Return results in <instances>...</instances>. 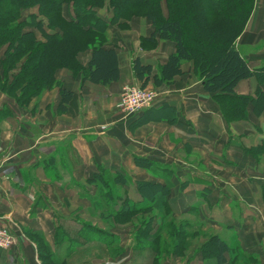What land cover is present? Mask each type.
Segmentation results:
<instances>
[{"label":"crops","instance_id":"0c3cea01","mask_svg":"<svg viewBox=\"0 0 264 264\" xmlns=\"http://www.w3.org/2000/svg\"><path fill=\"white\" fill-rule=\"evenodd\" d=\"M129 27L130 46L114 28L120 36L112 45L118 51L119 80L110 85L87 81L81 87V75L57 72L75 92L65 112L58 110V86L27 105L0 88V220L16 236L12 248L0 247V264H48L37 235L50 244L57 264H209L202 259L201 239L181 248V260L168 256L157 263L154 248L132 244L115 255L89 256L94 246H122L124 237H131L122 223L123 204L148 203L137 180L170 182L168 209L177 219L192 221L193 216L192 223L214 230L230 247L225 264H264V111L257 114L251 105L249 119L228 123L193 72L192 61L182 64L184 73L171 84L155 87L151 80L148 87L156 93L151 105L133 113L124 110L123 91L142 83L133 60L140 57L156 73L175 51L172 41L148 40L149 20ZM236 44L251 69L264 67V0H256ZM80 57L87 65L91 51ZM3 71L0 63V76ZM259 86L264 92V79L253 76L241 80L235 91L255 96ZM147 109L153 117L140 123ZM256 147H262L258 156L251 152ZM136 156L158 162L161 175L157 166L137 165ZM147 210L153 211L133 212ZM155 213L164 224L166 215ZM106 235L117 243H107ZM76 253L81 257L73 259ZM235 253L241 254L236 260Z\"/></svg>","mask_w":264,"mask_h":264},{"label":"trees","instance_id":"16d2710c","mask_svg":"<svg viewBox=\"0 0 264 264\" xmlns=\"http://www.w3.org/2000/svg\"><path fill=\"white\" fill-rule=\"evenodd\" d=\"M105 0H0V52L6 46L5 56L0 59L4 69L0 76V88L16 96L17 102L27 105L33 97L42 95L48 88L60 87V112L68 109L75 92L67 89L58 79L59 68H71L81 71V87L87 81L101 85H110L121 76L118 51L114 46L92 42L91 57L83 69L77 57L84 47L61 48V37L46 34V40H39L34 29L25 30L30 22L23 19L24 9L39 5L42 13L49 15L50 24L63 20L75 30L86 35H100L110 22L97 15L95 8L102 6ZM111 0L117 13L114 22L120 17L144 14L151 22L153 31L148 40L172 41L175 51L169 55L166 63L157 67L145 64L140 57L133 60V70L142 87L153 82L155 87L171 84L177 75L184 73L182 64L192 61L193 72L201 78L204 89L211 93L219 103L229 123L235 120L249 119V107L260 114L264 111V92L259 86L256 95H242L235 91L237 84L246 78L257 76L264 79V67L251 69L248 60L237 47V39L243 33L253 12L256 0ZM73 3L75 17H63V7ZM166 5V11L164 9ZM136 14V15H137ZM34 18V15H31ZM40 28V23L36 24ZM82 37V36H81ZM84 50V49H83ZM17 72L10 74L11 71ZM156 109V108H155ZM147 109L139 122L151 120ZM173 110V109H172ZM172 114L171 111H166ZM155 116V115H154ZM264 148V146H263ZM262 147L251 150L253 155L260 153ZM137 165L154 168L161 175V165L147 157L136 156ZM172 185L159 184L148 180H137V190L148 201L145 205L131 206L123 204L121 216L134 215L136 208H161L159 216L172 213L168 203ZM128 200L130 198L128 197ZM155 213V212H154ZM169 215V214H167ZM154 217V215L152 216ZM43 258L48 264H57V258L50 244L43 236L37 235ZM215 236L212 256H204L209 264H225L228 261V244ZM181 248V247H179ZM206 250V249H205ZM202 252H204L201 249ZM206 253V252H205ZM46 261V260H45Z\"/></svg>","mask_w":264,"mask_h":264},{"label":"rangeland","instance_id":"374dc122","mask_svg":"<svg viewBox=\"0 0 264 264\" xmlns=\"http://www.w3.org/2000/svg\"><path fill=\"white\" fill-rule=\"evenodd\" d=\"M119 1L121 5H125L127 3L126 0ZM164 9L166 11L165 4ZM95 11L97 12V15L103 17L106 21L110 22L106 30L98 36L86 35L84 37L83 35H81V32L75 30L73 27H70V25L64 23L63 20H60L57 23H53L54 25L50 24L49 15L47 13H42L40 11L39 5H35L30 8H25L22 20H26L31 23L26 25L25 30H28V28L34 29V32L36 33V36L39 40L45 41L46 34L56 35V33H58V37H61L62 40L61 48L70 49L75 48L77 46L84 47V50L81 49L80 52H78L77 54L79 62L81 63V66H79L78 69H80V67L83 69L87 65L80 59V56L91 51V48L93 46L92 42H95L97 40V44L109 46H112L114 44L118 45V37H120L119 35L121 33V42H126V44L130 46L131 42L128 40L131 38L129 23L131 24V22L136 20H140L141 22L143 20H148L144 14L133 13V15H126V17H120L116 19V22H114L113 19H115L117 13L115 12L114 7L111 4V0H105L102 6L95 8ZM31 15H34V18H31ZM62 15L66 19H72L75 17L73 3L64 5ZM38 22L41 25L40 28L36 26ZM114 28H117L119 30V35L114 34ZM126 38L127 41L125 40ZM63 69H69L72 72L74 71L71 68H59L58 74H60ZM73 74L75 76H79L81 75V71H77L76 73L73 72ZM58 79L62 82L60 76H58ZM62 84L64 83L62 82ZM161 208L162 207L156 208V211L154 212H160ZM139 210V208L135 209V211L137 212ZM154 212L147 210L143 214L136 213L134 216L131 215L129 218H126V215L122 216V219H126L122 220V223L124 224V226H127L129 230H131V237L125 236L121 243L122 246H117V244H110L112 242L117 243L114 239V236L106 235L105 240L111 246H108L109 244H107V248L94 246L91 250L95 252L90 251L89 256L99 255L106 257L108 255H115L116 253L122 252V250H127L129 245L132 244L133 246H139V249L141 250L143 248H154L155 252L158 255L156 258L157 260H154V262L157 263L161 262L162 259L165 260V258L168 256H171L170 259L178 258L181 260L185 256V253L180 251L183 250L181 248L192 246L193 243L198 242L200 239V247L204 251L201 252L202 259H204V256L206 255H213V253L211 252L212 249L214 250V230L204 228V223H202L201 225L199 223H192L194 219L193 216H189L192 221L188 219L183 221L181 218L177 219L169 211H166V221H164L163 224V222L158 221L159 218L152 217L154 214H156ZM167 214H169V216H167ZM195 220H197L196 222H198V219ZM161 223L163 225H161ZM73 255H76L75 257H73V259L76 257H81L78 253ZM235 255V260L237 259V257L241 256L240 253H235ZM46 261L49 262V260Z\"/></svg>","mask_w":264,"mask_h":264},{"label":"built area","instance_id":"2783aa9c","mask_svg":"<svg viewBox=\"0 0 264 264\" xmlns=\"http://www.w3.org/2000/svg\"><path fill=\"white\" fill-rule=\"evenodd\" d=\"M156 99L155 91L150 87L130 86L120 96L122 108L130 113L151 105ZM16 242V236L10 224L0 220V247L10 249Z\"/></svg>","mask_w":264,"mask_h":264}]
</instances>
